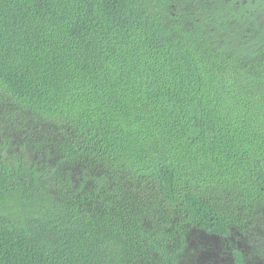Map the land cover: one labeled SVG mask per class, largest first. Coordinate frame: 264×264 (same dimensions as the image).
<instances>
[{
    "label": "trees",
    "instance_id": "obj_1",
    "mask_svg": "<svg viewBox=\"0 0 264 264\" xmlns=\"http://www.w3.org/2000/svg\"><path fill=\"white\" fill-rule=\"evenodd\" d=\"M216 241L264 264V5L0 0V264Z\"/></svg>",
    "mask_w": 264,
    "mask_h": 264
},
{
    "label": "flooded vegetation",
    "instance_id": "obj_2",
    "mask_svg": "<svg viewBox=\"0 0 264 264\" xmlns=\"http://www.w3.org/2000/svg\"><path fill=\"white\" fill-rule=\"evenodd\" d=\"M250 0H178V3L183 4L184 6L198 9H214V10H238L239 8L243 9L246 8L249 4ZM260 1V10L263 9L264 0ZM254 2V0H252ZM172 8H176L175 2L172 1L171 3ZM230 13V12H229ZM241 21H236V23H240ZM212 238V236H211ZM232 241H235L233 236L230 237ZM210 240V239H207ZM238 244L240 243L239 240L236 241ZM217 243V249L208 248L205 252H202V257L205 258V263L209 264H234V259L232 257V252L230 251L231 248L227 246L226 256L224 255L227 251H222L221 247ZM212 246L213 243H208ZM240 246V244L238 245ZM218 258L221 262L218 261Z\"/></svg>",
    "mask_w": 264,
    "mask_h": 264
},
{
    "label": "rangeland",
    "instance_id": "obj_3",
    "mask_svg": "<svg viewBox=\"0 0 264 264\" xmlns=\"http://www.w3.org/2000/svg\"><path fill=\"white\" fill-rule=\"evenodd\" d=\"M214 245H215V244L213 243V246H214ZM210 247H212V246H210ZM215 247H216V246H215ZM215 247H214V248H215ZM212 248H213V247H212ZM215 249H217V248H215ZM201 251H202V250H198V254H199ZM201 254H202V252H201ZM201 254H200L199 258L202 259V260L204 261L205 258H203Z\"/></svg>",
    "mask_w": 264,
    "mask_h": 264
},
{
    "label": "clouds",
    "instance_id": "obj_4",
    "mask_svg": "<svg viewBox=\"0 0 264 264\" xmlns=\"http://www.w3.org/2000/svg\"><path fill=\"white\" fill-rule=\"evenodd\" d=\"M216 242H218V241H216ZM216 242H213V243L216 244L215 246L217 247V243ZM202 252H205V251H202ZM218 261L221 262L219 258H218ZM204 263H205V261L202 260L201 264H204Z\"/></svg>",
    "mask_w": 264,
    "mask_h": 264
}]
</instances>
